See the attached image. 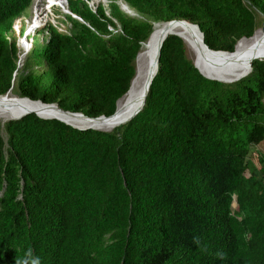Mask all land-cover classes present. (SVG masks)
Returning <instances> with one entry per match:
<instances>
[{"label": "trees", "instance_id": "trees-1", "mask_svg": "<svg viewBox=\"0 0 264 264\" xmlns=\"http://www.w3.org/2000/svg\"><path fill=\"white\" fill-rule=\"evenodd\" d=\"M33 1L0 0V96L90 117L115 113L155 23L197 24L228 52L264 27V0H123L135 15L68 0L90 26L67 14L69 29L37 30L18 68L14 21ZM112 130L0 120V264L29 251L41 264H264V59L212 79L170 34L143 108Z\"/></svg>", "mask_w": 264, "mask_h": 264}, {"label": "bare ground", "instance_id": "bare-ground-1", "mask_svg": "<svg viewBox=\"0 0 264 264\" xmlns=\"http://www.w3.org/2000/svg\"><path fill=\"white\" fill-rule=\"evenodd\" d=\"M49 4H57L66 8V0H48ZM129 9V8H128ZM37 17V18H36ZM28 29H35L38 24L36 16ZM33 18V17H32ZM166 29L164 24H156L150 37L143 43L136 58V73L128 93L119 101L116 113L111 118L100 120L86 119L82 116H72L54 107L46 108L41 102L20 99L9 93L0 96V120L7 121L16 118L27 110H35L41 116H54L70 124L80 127H95L102 130H112L124 119L135 114L143 106L142 90L147 75L155 70V54L162 36L171 32L177 33L192 52L198 69L207 77L225 81H233L247 75L251 64L256 59H264V30L259 28L254 35L241 39L231 52L210 51L203 46L201 34L196 26L185 22H177ZM27 38L20 40L21 53L30 48ZM113 131V130H112Z\"/></svg>", "mask_w": 264, "mask_h": 264}, {"label": "water", "instance_id": "water-1", "mask_svg": "<svg viewBox=\"0 0 264 264\" xmlns=\"http://www.w3.org/2000/svg\"><path fill=\"white\" fill-rule=\"evenodd\" d=\"M100 1H102L104 4H108V1L107 0H92L91 2H90V6H92V7H96L97 6V4H98V2H100ZM118 3L120 4V7L124 10V11H126V12H128L129 14H131V15H135L136 13L128 6V4H126L123 0H118ZM66 8L64 9V12L65 13H68V14H70L72 17H74V18H77L78 20H80L81 22H83V23H85L86 25H88V26H90V24L89 23H87L86 21H84L80 16H78V15H76V14H74L69 8H68V2H66ZM129 8V9H128ZM107 13H109V11H107ZM186 20H180V19H174V20H171V21H168V22H159V23H161V24H164L165 26H166V29L167 30H169L171 27V25L172 24H174V23H177V22H185ZM187 23H189V24H193L194 26H196L197 28H198V30H199V32H200V34H201V40H202V43H203V46H205V48L206 49H208V50H210V51H215V50H212L206 43H205V41H204V33L200 30V27L197 25V24H194V23H191V22H188V21H186ZM159 23H155L154 24V27H155V25L156 24H159ZM262 29L264 30V27H262ZM31 32V29H27L25 32H24V35H23V37L24 38H26L27 37V35L29 34ZM152 34V33H151ZM170 34H175V35H178V36H180L179 34H177V33H174V32H171ZM169 34V35H170ZM254 35V34H253ZM252 35V36H253ZM168 36V35H167ZM167 36H162V38L160 39V41H159V44H158V48H157V51H156V54H155V65H156V68H155V70H151L150 71V73L147 75V77H146V80H145V82H144V85H143V90H142V99H143V106H144V104H145V101H146V97H147V95H148V93H149V91H150V87H151V84H152V81H153V79H154V77H155V75H156V73H157V71H158V63H159V59H160V55H161V49H162V46H163V42H164V40L167 38ZM251 36V37H252ZM181 37V36H180ZM243 39V38H242ZM29 51V48L28 49H26V51H24L22 54H21V58L22 57H25L26 56V54H27V52ZM221 51V50H220ZM216 52H218V51H216ZM223 52H228V51H223ZM139 55V53L137 54V56ZM137 58V57H136ZM260 59H262V58H260ZM195 66L197 67V65L195 64ZM18 68H20V66H19V64H18ZM198 68V67H197ZM252 70V64H251V69H250V71ZM249 71V72H250ZM201 72V71H200ZM202 73V72H201ZM17 74V71L15 72V75ZM203 74V73H202ZM246 76V75H245ZM135 77V76H134ZM134 77H133V79H134ZM210 78V77H209ZM243 78V77H242ZM133 79H132V81H133ZM212 79H216V78H212ZM240 79V78H239ZM239 79H236V80H239ZM217 80H220V79H217ZM236 80H233V81H236ZM132 81H131V84H132ZM220 81H224V82H233V81H225V80H220ZM130 87H131V85H130ZM130 89V88H129ZM129 91V90H128ZM128 91L117 101V105H118V103H119V101L128 93ZM9 93H11V90L10 91H8L5 95H8ZM2 96V95H1ZM20 99H28V100H30V101H34V102H41V104H43L44 106H46V108H49V107H54V108H56V109H58L59 111H61V112H63V113H66V114H69V115H72V116H82V117H84V118H86V119H92V120H100V119H103V118H111V117H113L114 115H115V113H116V111H115V113L114 114H112V115H110V116H105V115H101V116H98V117H90V116H88V115H86V114H84V113H81V112H72V111H68V110H64L63 108H61L60 106H59V104L58 103H43L41 100H31L30 98H28V97H19ZM143 106L142 107H140L137 111H136V113L135 114H133V115H131L129 118H127V119H124L122 122H121V124H123V123H125V122H127V121H129L130 119H132L136 114H138L140 111H141V109L143 108ZM117 110V109H116ZM30 113H36L39 117H41V118H44V119H52V118H55V119H59V118H57V117H54V116H41L40 114H38V112L37 111H35V110H27L26 112H24V113H22L21 115H19L18 117H16V118H11V119H13V120H18V119H21L22 117H24L25 115H27V114H30ZM11 119H9V120H11ZM59 120H61V121H63V122H65V123H67V124H69V125H71V126H73V127H77V128H79V129H89V128H92V129H97V130H102V129H99V128H95V127H91V126H88V127H80V126H76V125H73V124H70V123H68V122H66V121H64V120H62V119H59ZM120 125V124H119ZM105 131H110V130H105Z\"/></svg>", "mask_w": 264, "mask_h": 264}, {"label": "rangeland", "instance_id": "rangeland-1", "mask_svg": "<svg viewBox=\"0 0 264 264\" xmlns=\"http://www.w3.org/2000/svg\"><path fill=\"white\" fill-rule=\"evenodd\" d=\"M65 15L67 19L70 20V18L64 12L63 7H61L60 5L57 4L51 5L49 4L48 0H34L33 5L28 7L24 12H22V14L19 17H17L14 21L13 34L17 38V44L20 49V53H21L20 40L23 38L24 32L28 29L29 25L32 23L33 19L36 16L39 17L38 18L39 25L35 29H33V31H31L26 38L30 42V44H33V42H35V44L37 45V44H41V40H42L41 38L45 36V34H41V32L39 34L37 30L45 27L49 23L57 25L64 30L70 28V24L67 22ZM33 38L34 40L32 41ZM186 48H187L188 57L194 61L192 52L188 49L187 46ZM25 59H26L25 57L21 58L19 62L20 68L23 67L25 63ZM11 94L13 93L11 92ZM252 150L253 152L249 157V162L253 163L257 169H260L261 167V163L259 161L260 154L256 151L255 148ZM234 208L237 209L236 202H234Z\"/></svg>", "mask_w": 264, "mask_h": 264}, {"label": "clouds", "instance_id": "clouds-1", "mask_svg": "<svg viewBox=\"0 0 264 264\" xmlns=\"http://www.w3.org/2000/svg\"><path fill=\"white\" fill-rule=\"evenodd\" d=\"M34 2V1H33ZM68 2V0H66ZM33 5V4H32ZM31 5V6H32ZM67 6V5H66ZM69 8V7H68ZM64 10V8H63ZM68 14V13H66ZM18 264H41V260L38 256L32 255V253L29 251L25 254L24 258H22Z\"/></svg>", "mask_w": 264, "mask_h": 264}, {"label": "built area", "instance_id": "built-area-1", "mask_svg": "<svg viewBox=\"0 0 264 264\" xmlns=\"http://www.w3.org/2000/svg\"><path fill=\"white\" fill-rule=\"evenodd\" d=\"M57 26V25H56ZM59 27V26H58ZM60 28V27H59ZM60 29H62V28H60ZM62 30H64V29H62ZM31 31H33V30H31ZM32 41H33V39H32ZM32 43V42H31ZM32 45V44H31ZM31 45H30V47H31ZM30 49V48H29ZM23 53V52H22ZM21 53V54H22ZM20 60H21V55H20Z\"/></svg>", "mask_w": 264, "mask_h": 264}]
</instances>
